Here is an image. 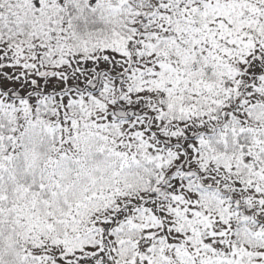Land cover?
Here are the masks:
<instances>
[{"label":"snow or ice","instance_id":"1","mask_svg":"<svg viewBox=\"0 0 264 264\" xmlns=\"http://www.w3.org/2000/svg\"><path fill=\"white\" fill-rule=\"evenodd\" d=\"M0 264H264V0H0Z\"/></svg>","mask_w":264,"mask_h":264}]
</instances>
